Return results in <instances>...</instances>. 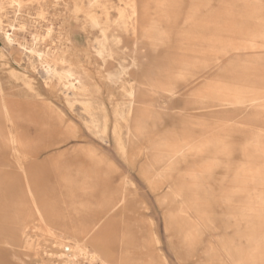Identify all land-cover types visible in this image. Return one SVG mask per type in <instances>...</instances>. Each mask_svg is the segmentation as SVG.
Here are the masks:
<instances>
[{
  "label": "rangeland",
  "instance_id": "obj_1",
  "mask_svg": "<svg viewBox=\"0 0 264 264\" xmlns=\"http://www.w3.org/2000/svg\"><path fill=\"white\" fill-rule=\"evenodd\" d=\"M67 247L264 264V0H0V264Z\"/></svg>",
  "mask_w": 264,
  "mask_h": 264
},
{
  "label": "bare ground",
  "instance_id": "obj_2",
  "mask_svg": "<svg viewBox=\"0 0 264 264\" xmlns=\"http://www.w3.org/2000/svg\"><path fill=\"white\" fill-rule=\"evenodd\" d=\"M135 13H136V11H135ZM6 37H8V35L6 34ZM9 40V39H8ZM40 57V56H39ZM134 92V91H133ZM221 92H222V90H221ZM224 92V91H223ZM218 94H219V92H218ZM218 94H215V95H218ZM214 95V96H215ZM238 95V94H237ZM131 96H133L132 94H131ZM213 96V97H214ZM213 97H211L212 99H213ZM236 97V96H235ZM253 101H256V99L254 98H252V102ZM135 105H137V103L135 102V100H134V98H133V102H131L130 103V116L131 115H133V113L134 112H136V111H138V108H136V109H132V107L133 106H135ZM134 108V107H133ZM140 123V122H139ZM138 129H140V124H138V126L136 127V131H139ZM217 144L218 145H220V143H213V145H216L217 146ZM203 146H209V143H203L200 147H203ZM220 146H222V147H225V145L224 144H221ZM255 146H256V144H255ZM200 147L197 149V152L199 153V152H201V150H200ZM183 150V148H179V149H175V150H170L169 152H164V153H161L160 155V158L157 160V162H159V163H163V164H165V165H168V166H170L169 167V169L174 165V164H177V163H179V161H180V159L184 156V152L182 151ZM223 154H229L228 152H222ZM246 168H248V169H253V171L255 170L256 171V169L255 168H253V167H246ZM210 168H208L207 169V171L209 170ZM255 173V172H254ZM259 174V173H258ZM258 174H257V176H258ZM245 177V176H244ZM251 177V176H250ZM195 178H197V175H195ZM258 178V177H257ZM255 179H256V176H255ZM253 181V180H252ZM254 211L255 212H257V210L256 209H254Z\"/></svg>",
  "mask_w": 264,
  "mask_h": 264
},
{
  "label": "built area",
  "instance_id": "obj_3",
  "mask_svg": "<svg viewBox=\"0 0 264 264\" xmlns=\"http://www.w3.org/2000/svg\"><path fill=\"white\" fill-rule=\"evenodd\" d=\"M57 259L55 261L60 264H75V261L72 259V250L67 247L62 251V253L57 255Z\"/></svg>",
  "mask_w": 264,
  "mask_h": 264
}]
</instances>
